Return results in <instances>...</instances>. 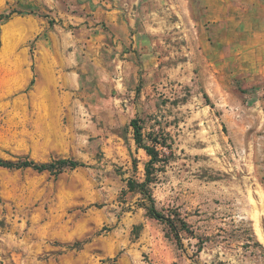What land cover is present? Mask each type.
<instances>
[{
  "label": "rangeland",
  "instance_id": "rangeland-1",
  "mask_svg": "<svg viewBox=\"0 0 264 264\" xmlns=\"http://www.w3.org/2000/svg\"><path fill=\"white\" fill-rule=\"evenodd\" d=\"M256 1V2H255ZM0 264H264V0H0ZM34 81V82H33ZM166 142L152 193L129 180Z\"/></svg>",
  "mask_w": 264,
  "mask_h": 264
},
{
  "label": "trees",
  "instance_id": "trees-1",
  "mask_svg": "<svg viewBox=\"0 0 264 264\" xmlns=\"http://www.w3.org/2000/svg\"><path fill=\"white\" fill-rule=\"evenodd\" d=\"M16 14H23L22 12L12 11L9 13L0 14V25L11 20ZM34 82V81H33ZM134 131V139L137 146L143 149L149 156L150 160L145 166V180L136 181L129 180L128 191L137 193L141 196V206L147 211L150 218L161 223L167 224L172 231L176 241L182 245V235L188 232V225L179 214H165L158 206L156 199L152 193L151 186L156 180V173L163 171L167 165V161L163 160L164 154L160 148H167L166 142H161L158 136L151 133L144 134V128L139 119H134L131 122ZM89 166L84 162L73 159H55L49 163H38L30 158L19 159L17 161L0 159V169L5 168L9 170L18 169H32L36 172H51L59 175L65 170H75L78 168H88Z\"/></svg>",
  "mask_w": 264,
  "mask_h": 264
},
{
  "label": "crops",
  "instance_id": "crops-1",
  "mask_svg": "<svg viewBox=\"0 0 264 264\" xmlns=\"http://www.w3.org/2000/svg\"><path fill=\"white\" fill-rule=\"evenodd\" d=\"M256 2V1H255ZM258 4L260 5V7H261V5H262V0H258Z\"/></svg>",
  "mask_w": 264,
  "mask_h": 264
}]
</instances>
